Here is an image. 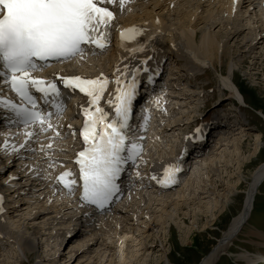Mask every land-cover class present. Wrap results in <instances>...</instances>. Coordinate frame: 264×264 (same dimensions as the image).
<instances>
[{"label": "bare ground", "instance_id": "bare-ground-1", "mask_svg": "<svg viewBox=\"0 0 264 264\" xmlns=\"http://www.w3.org/2000/svg\"><path fill=\"white\" fill-rule=\"evenodd\" d=\"M138 1L145 2L146 0H130V3L131 2H138ZM175 1L176 0H149L147 2H149V3L151 2L152 4H157V5L160 4L161 6H164V7L168 8L169 10H171L173 8L170 5L175 4ZM177 1H182V0H177ZM197 1L200 2L201 5H203V6H206V5L208 6V3L212 2L213 0H197ZM220 1L224 2V5H226V10L229 14L234 12L233 11V0H218L219 3H220ZM215 3H216V1H215ZM211 4L213 5L214 2ZM216 4L218 5V3H216ZM104 6H107L111 11H113V13H114V11L119 13V8L115 5V2L113 4L104 5ZM155 7H157V6H155ZM239 9H241V11H239V13L240 12L242 13L241 14L242 16L240 18H242L244 20L249 19V20H251V22H253L255 24V26L260 25L262 27V29H258V30H262V33H260L261 35H259V36H258L259 32L257 31V29H254V30H256V32H258L255 34L257 40H256L255 45L253 46V49H256L260 44L264 43V0H243V2H242V0H237L235 11L239 10ZM244 9H246V10H244ZM224 12H222V13H224ZM195 13H193V12L190 13L191 18L193 16H196ZM205 13H207V12L205 11ZM219 13L221 14V12H219ZM245 13H248L247 16L249 14L250 15L248 17H245L246 16ZM234 14H232V15H234ZM224 15H226V14H224ZM214 17H212L211 19H205V20H198V18L196 20H194L195 18H193V21H192V19H190V21H189L190 24L194 23L192 26H194L197 29L195 30V28H193L194 30H191V31L183 29V31L181 32L182 37L180 36L182 38V41L183 40L185 41V43H184L185 49L189 50L190 53L193 52L195 54L194 56L202 64L201 65L202 67L206 66L205 63H206L207 58L206 59L205 58L204 59L199 58L198 55L196 54V51H197L196 47L197 46L194 47V45H196V43L199 39V36L201 34V31H202L200 28L198 29V27H202V25L208 24L210 27L213 26V27L217 28L218 26L223 24L222 21H218L217 19H214ZM235 17H236V15H235ZM235 17L233 16L234 19H235ZM114 18H116V13H114ZM164 18L160 17L158 14H153L145 24L139 25V27L144 28V29H148V30L155 29L156 30L154 33H152L151 40L147 42V47H149V45L152 46V43H154V41L157 37V34L163 33V31L166 30V28H167L166 27V21L167 20L165 21ZM231 18H232V16H231ZM157 19L159 20V23L156 22ZM135 20H137V19H135ZM135 20H131L130 18H129V20H124V21L118 20V24H120V26H125V27L138 26V25H133ZM236 20H237L236 21V23H237L238 19H236ZM248 27L249 26H247V28H244V27L240 28V26H239V27H236L234 29V31L232 32L233 33L232 39L236 38L237 46L239 48H243V46H245L242 38L240 37L244 31L242 29H248ZM253 27H254V25H253ZM251 29L253 31V28H251ZM214 35L211 34V36H209V38L207 40L202 41V43L206 44V46L204 45L206 48L203 47V50L205 48L207 51V53L206 52L205 53L208 54V56L211 57L212 60L216 61L217 56H218L217 53L219 50L218 49L219 43H218V39H216L217 37ZM146 41H147V36L137 37L138 43H145ZM226 43H228V42H226ZM135 46H136L135 43L131 42L129 44L128 48H133ZM128 48L123 47V48H120V50L122 51V53H124V54L126 53V55L129 58H132L131 59V60H133L132 64H131L132 66L133 65L135 66V64H137L138 58L145 59L146 57H150L152 52H153L151 50L152 48L150 50L147 49V51L144 53L132 52V51H129ZM227 49H228V46H226V45L223 46V52L221 53L223 55H222V57L220 56L221 60H222L221 62H223V61L227 62L228 61L227 60V55H228ZM220 50H221V48H220ZM199 51H201V50H199ZM88 52L91 56H93V57H90V59H93L94 57L97 59L99 58L98 62H100V59H102V57L104 56V50L101 51V50L97 49V50H95V54H93L92 49H90ZM205 53L203 52V54H204L203 57L207 56V55H205ZM128 57H126V58H128ZM135 57L137 58V60ZM178 57L180 58L181 56L177 54L176 58H178ZM78 58L83 60V62H82L83 67L85 66V64H88V62H86V59H84V58L82 59L80 57H78ZM119 58L122 59L121 57H119ZM256 58L258 59V57H256ZM91 61H89V62L92 64ZM214 61H213V63L211 61L213 66L215 65ZM130 63H131V61H130ZM101 64H103V63H101ZM101 64H100V66H101ZM62 66H65V68H64V71H60L61 74L69 73V74L78 75V72H76V69H71L72 66H70V64L65 63V64H62ZM89 67H90V65H89ZM105 67H106V65H105ZM175 70H178L179 73L182 74L180 68H176ZM74 72H76V73H74ZM100 72H103V70H100ZM103 73H105V72H103ZM221 74H223L222 76L226 80L225 81L226 85L230 89L234 90L237 97H240L241 101L245 102V97L243 95H241L242 93L239 89V86L237 85V82H236L234 76H228L224 69H222ZM234 74H235V72H234ZM86 75L90 76L88 74H86ZM91 76H93V75H91ZM182 76H183V74H182ZM121 77L123 78V76H121ZM174 88H176V87H174ZM198 89H202V88L200 87ZM175 90H177V93L181 97H183V98L185 97V99H188L189 97L195 99L197 97V93L201 92V90H198V92H197L195 90L193 91L190 88H185V87H183V88L179 87V88H176ZM172 97L174 99L178 98V96L174 97V95ZM107 100H109V99H107ZM221 100H223V99H221ZM223 102L225 103V101H223ZM224 103H222V105ZM220 105H218V106H220ZM218 106H216L215 108H218ZM106 107H107V105H106ZM178 107H180V106H178ZM178 107H176V106L172 107V112L176 109L177 110L180 109ZM182 107H184V106H182ZM113 108H114V106L109 104V108L107 110H105V111H110L109 113H111L109 115L108 122L114 116ZM215 108H213V109H215ZM71 115H73L74 117H72V118L70 117L71 120L68 118V120H66L68 123L67 122L64 123V121L62 122L63 124H65V126L63 125V127H64L63 131H61L62 134L59 137L54 138L56 140V142H58L57 144H60V145H57V147H59V149L52 147V150L49 151L47 156H46L45 153L40 150V148H41V145L47 146L49 143H51L48 140H46L51 136H50V134H45V135L40 134L39 136L35 137V139L37 138L36 140H34L33 138L31 139L30 147H31V149H33L32 151H29L27 149L19 150V148H17L19 150V156L17 155V153L14 156H13V154L11 155V157L13 156V158H12L13 164H11V166H9V168L6 169V172H12V174H14V172L17 170V168L22 167L21 169L23 170V172L26 173L24 175L27 176V178L29 180H31V181H29V184L32 187H29L30 192H25L24 194H19L20 197H22V196L23 197L20 199V201L15 206L16 209L14 211V214H15V212L18 214L15 216L13 215V217L11 216L12 219L10 220L9 225H8V227L10 229L9 235L10 234L13 235L14 238L6 237V239H5V238L0 237V264H16L15 263V260H16L15 257L16 256H14V258H13V254L15 253L19 257V254H17V249L24 253V252H26L27 249L32 250L35 248V243L32 241V239H30L28 236L25 235L26 232H24V230H23L25 225H27V224H30L32 226V228H34V230H33L34 233L39 235L38 237L41 240L40 244H42L40 246V249L43 248V251L41 253V258L43 257L42 262H44V264H56L58 260H59V264L62 263V262H60V260H61L60 254H59L60 252H58L57 250L61 249L62 246H64V245L70 246L71 249L68 252L70 254L69 255L70 257L72 255V253H74L73 260L71 262L65 261L66 264H140V262L143 260L142 257L144 255L146 257V251L150 250V252H152V250H156V248H155L156 245L153 244L151 239H150V233H149L150 226H146L147 229L146 228H144L142 230L138 229L139 231L137 230L136 232H139V233H134V232L131 233V231H135L136 229L132 230V226L130 225L131 223L129 221H133V220L135 221L137 219V222L141 223L143 221L141 219L144 218V214H143L144 212H140V211L138 212L136 210V209H138V207L137 206H136L137 208L135 207L136 204L134 202L136 200L134 201V199L138 198V195H141V200L142 199L146 200V197H148L147 198L148 202H150L151 205L149 207L147 206V209L148 210L151 209V210H153L152 212L159 213V215L157 213H156L157 214L156 216L154 215L155 218H153V220H154L155 226L158 225V227L161 229L164 227L162 225H164L163 215L166 214V213L163 214L166 211L165 208H167L171 205L170 207L173 208V210H174L172 212L175 214V216L177 215V217L175 218L172 214L171 215L175 219H179V221H178L179 223L181 221L182 223L185 224V222L187 221L186 216H188L189 213L188 212L183 213V212H181V210L183 207H187V206L189 207V205L194 206L197 199H199V201L201 203H200V205L195 204V205H198V206H196V209L198 208V210L200 212H203L202 214H207L208 212H210V214L213 217L214 216L218 217V218L221 217L220 212H222L223 209L225 208L224 203H223L224 201L222 202L219 200V198L212 197V194L214 195V184L215 183L210 178V172L212 170H213L212 172H219L220 168L222 169L223 166H225V168L227 170L230 167L233 168L235 166V164H234L235 159L238 157V156H236V155H238L236 152L239 153V156H240V154H243V152H244L243 143L245 141H242V142L239 141L238 142V138H234V136L238 135V134H239V136H241L240 132L237 134L235 133L236 130H238L236 127L228 128L220 136V138L217 139L219 141L216 140L213 145L210 144L209 142L208 143L205 142L206 144H204L202 141L200 146L196 147V151L194 152V154L191 158L188 157L185 160H183L182 158H181L182 160L180 159L179 163H181L182 169H184V167L186 166V162H189L190 160H191V164L197 163V165H198L199 161H202L205 164H207L206 165L207 169H208V167H209V169L206 171H205V169H203L204 172H203V170H201L202 173L200 172L199 179H198V177H195V179H194V177L188 179V177L185 176V177H183V181L174 187H171V188L162 187L159 183H157L156 180L152 179L151 177L153 175H156L157 177H161V176L163 177V169L171 163H168L167 161H162L164 163H160V160L154 158V159H152V161L153 160L154 161L151 164V167L142 168L140 162L137 161L135 163L134 167L132 169H129L126 172V175L131 177L132 183L130 184V186H128L126 188V191L123 194L124 198H121L119 203L112 205L109 210L102 212V213L101 212L98 213V212L90 210L88 207L83 205L79 199L78 194H76V193L68 194L66 191H64L60 187V184H56L54 181L55 176L59 175L65 169L72 168L74 166V163L72 161L75 157L74 151L76 149L80 148L82 145L81 142L79 141V139H82V137L80 135H79V139H78L76 133H75V135H73V134H70L69 132L65 131L67 129L68 124L71 125V127L76 125L72 121V119L77 118L78 124L81 123V121L78 120V114L76 112L74 113V111H71ZM167 118H169V117H167ZM161 122L162 123L159 125V127H154L155 129H153V126H152V129L150 128V130H153V131L148 132V133L151 132V135L153 137V141H155V143L156 142L160 143V142L164 141L166 138V135L169 133V131H173V132L176 131L177 129H179L178 127L181 126V123H182V121L177 120L175 116H172L171 119L169 118L165 122L162 119ZM191 122H192V124L196 123L197 119L194 118V119L190 120L189 123H191ZM58 124L60 126V120L58 121ZM240 127H241V129H240L241 133H245L244 135H246V129H247L246 126L241 125ZM82 128L83 127L81 125V129ZM53 132L54 131H52L51 134H54ZM6 133L8 134L9 132H6ZM1 134H4V133H1ZM21 137H22L21 143H23L24 142V136H21ZM187 137L188 136H185L184 140L187 139ZM159 138L161 140H159ZM60 139H62V140H60ZM57 140H59V141H57ZM78 144H79V146H78ZM225 144H226V146H229V149L231 148L230 146L235 145L234 148L236 149V151L230 152L231 153L230 154V162L231 163L228 162L230 165H226V164L224 165L223 164V162L227 163V160H225V161L219 160L221 158V156L218 154V152H220V150H221V152L223 151L222 147H224ZM204 147H206V148L209 147L210 152L204 151ZM197 148H199L198 151H197ZM12 150L10 151L8 149L5 152L9 153V152H12ZM263 150L264 149H260L258 152L256 151V153H254L253 156L243 157L242 160L244 162H242L240 167H238L239 169L237 168L239 171V172L237 171L238 174H231L230 178L232 179L234 177L241 176V174H243L245 172V169L250 168V166L252 165L253 157L261 154L263 152ZM221 152H220V154H221ZM175 153H176L175 159L179 158L180 156H183V154H184V152H181V150H179V151L177 150ZM223 153H224V151H223ZM224 155L227 157L226 154H224ZM49 156L52 157V159H54L56 161V163H60L59 166L58 165L55 166V168H56L55 171L52 170V168H51V172L49 174L53 175L52 178L46 177V175H44V173L42 172V169H44L45 167H48V157ZM206 156H209V157H206ZM246 159H248V160H246ZM16 161L17 162L20 161L22 164L18 165V164H16ZM31 161H32V163H30ZM172 162H174V161H172ZM27 163H29L28 166L24 167L25 164H27ZM199 163H201V162H199ZM204 163H202V164H204ZM238 163L239 164L241 163L240 160L238 161ZM32 166H36V167H34V168H36V171H34ZM190 168L191 167L189 166L187 173L190 171ZM203 168H205V167H203ZM29 170H31V172L34 171L38 174L33 176L34 174L28 173ZM40 171H41V174H39ZM137 173H139V175H137ZM8 174L9 173H7L5 176H8ZM192 176H195V175L193 174ZM243 176H244V174H243ZM17 177H19L17 179V181H20V179L23 178L21 176V174H17ZM207 178H209V180H208L209 182H206L205 179H207ZM237 181H239V180H237ZM34 182H36V184ZM263 182H264V163L260 164L252 172L251 179L249 182V186H248V189L246 191V199H245V202H244V205H243L241 211L232 218L230 225L223 232L218 243L215 245V247L212 249V251L209 254H207L201 260V262L199 264H214L217 261V259L223 253L230 250V245L234 242L235 239L238 238L239 234L241 232H243V229H244L246 223L248 222V220L251 216L257 190L259 189V187L261 186V184ZM27 183H28V181H27ZM208 183L210 184V187L207 189V186L209 185ZM241 183H242V181L239 183V185H241ZM54 184H55V186H53ZM182 184H184L185 186L180 188V186ZM14 185L15 184L13 182H11L10 186L12 188H9L10 191H12L14 189V187H15ZM235 185H237V184L230 183L229 184V188H230L229 191L224 193L223 196L221 195V198H227V196L230 194L229 192L231 191V189L235 188ZM35 186H39L38 190H41L39 195H43L41 198L37 197L38 196L37 195L38 190H36L37 188ZM192 187H194V190H192ZM22 189L24 191V188H22ZM143 189H145L146 192H148L151 189L149 191L150 192L149 196H148V194L146 196V194L143 193V191H144ZM190 189H191V191H190ZM20 190H21L20 188H17L15 190V193L20 191ZM136 193H137V195H136ZM9 196L13 198L14 194H9ZM230 199H231V197H230ZM204 200H207V201L204 202ZM13 201H15V199H13ZM137 202H138V200H137ZM192 202L194 204H192ZM11 203L12 202H10L9 205H11ZM143 204H144V200H143ZM154 205H155V207H154ZM25 206H26V208H25ZM141 207H143V205ZM144 207H146V206H144ZM147 209H144L143 211H147ZM68 210H70V211H68ZM216 211H218V212H216ZM135 212H138L136 214L137 218L133 217V216H135ZM167 213H169V212L167 211ZM181 213H183L182 214L183 216H181ZM139 215H141V216H139ZM145 217H147V216H145ZM151 219L152 218H150L149 220H151ZM1 222H2V220H1ZM143 222L145 224L147 223L145 221H143ZM195 223H196V221H195ZM198 223H200V221H198ZM138 224H137V226H138ZM182 226H183V224H182ZM172 228H173V225L170 224L168 226V229H172ZM51 230L52 231L55 230L57 235H55V232H53L54 235H52L53 233L51 232ZM137 234L144 235L145 241H141L142 238L138 239L137 236H139V235H137ZM187 234H188V232L184 230L183 238L186 240L191 239L192 236H190L188 238ZM251 234L259 237V240H257L256 243H258L259 245H264V234L263 233L251 232ZM105 237H107V240L109 239L108 242H106ZM157 238L160 239V236H158ZM61 242H63V243H61ZM52 250H54V251H52ZM63 253H64V250H63ZM152 255H153V253H151V257L148 259L146 264H150L149 262H150V259H152ZM58 256H59V259H57ZM262 256L263 255H261V254L258 256H255V257H250L248 255H240V257L243 258L248 264H256L262 258ZM167 259H168L167 262L164 264H174L173 260L168 255H167ZM165 260H166V258H165ZM144 261H146V260H144Z\"/></svg>", "mask_w": 264, "mask_h": 264}, {"label": "rangeland", "instance_id": "rangeland-1", "mask_svg": "<svg viewBox=\"0 0 264 264\" xmlns=\"http://www.w3.org/2000/svg\"><path fill=\"white\" fill-rule=\"evenodd\" d=\"M147 1H149V0H146L145 2H140V1L131 2V3L129 2V3L125 4V7L123 9H121L119 6V0H114L115 5L119 8V19L123 20V21L129 20V18L131 20L137 19L134 21L133 25L139 26V25L145 24L153 14H158L160 17H163V18L165 17L164 18L165 21L167 20L166 21V27H167L166 30H164L163 33L157 34V37H156L154 43H152V46L149 45V47H147V49L150 50L152 48L151 49L153 51L152 53L160 52V54H162L163 52H166L168 54V56H170V53H168V52L172 51V49H175L177 52H179L182 55V57L184 58V61L188 65H190L191 67L197 68V70H199L198 72L201 74V76L197 80H191L190 84L185 83L183 85V87L190 88L191 90H193V91L195 90L197 92H198V90H200L198 88L204 87V89H205L204 91L206 94L204 99L209 98L211 100H210V102L205 103L206 105L204 106V99H200L198 97H196L195 99H193L191 97H189L188 99H185V97L183 98L179 95L178 98L174 99L172 96L174 95V97H175L178 94L175 91H170L169 89L157 91L155 97L160 96L162 98L160 100L159 106H157V104L154 102L152 105L153 108H152L151 112H152V116L154 117L153 122L155 123V125L153 126V129H155L154 127H159V125L162 123L161 122L162 119L165 122L169 118L171 119L172 116H175L177 120H181L182 123H181V126L178 127L179 129H177L176 131H174V132L169 131V133L166 135V138H165L166 141L164 140L160 143L159 142L155 143V141H153L152 135L150 137V135L148 134L149 137L147 139H145V148H147V150L144 153L145 154L144 157H146L147 159L144 161L143 168L151 167V164L154 161V160L152 161V159H154V158L160 160V163H164L162 161H167L168 163H173L172 161H174V162L179 161L180 162L181 158L183 160H185L190 156V155L188 157L184 156V158L180 156L179 158L175 159V155H176L175 152L177 150L178 151L182 150L181 148H183L184 137L186 136L187 133L192 131L193 124H192V122L189 123L190 120L196 118L197 119L196 123H198V124H200V122H201V124L207 123L208 125H211L213 123L211 120L209 121V119L211 117L210 114L213 110L216 109L215 107L221 104L220 106H218V108H219V107L224 106L225 104L227 105L229 102H231L229 97H224L223 100L220 101L222 88H224V86L226 85V82H225L226 80L221 74L222 69H224L226 71V74L228 76H234V78L237 82V85H239L240 88L242 89V91L244 92L245 99H246L247 104H248L247 109L245 111V116H246L245 122L246 123L244 124L247 128L246 129V135H244L245 133H241L240 129H238V130H236L235 133L237 134L240 132L241 136H239V134L235 135L236 137L234 136V138H238V142L239 141H241V142L245 141L243 143V148H244L243 154L244 155L240 154V156H239V153L236 152L238 154L236 156H238V157L235 159V162H234L235 166L233 168L230 167L227 170L225 168V166H223L222 169L220 168L219 172H212L213 170L210 172V178L215 183L214 184V195L212 194V197H217V198H219L220 201H222V202L224 201L223 203H224L225 208L223 209L222 212H220V214H221L220 218L215 217V216L213 217L210 214V212H208L207 214H202L203 212H200L198 210V208L196 209V206L200 205V203H201L199 201V199H197L195 204H198V205H195L192 202V204H194V206L189 205V207H188L186 205L188 208L183 207L181 210V212H183V213H187V212L189 213V215L186 216L187 221L185 222V224L182 223L181 221H180V223H181L180 224L178 222L179 219H175L177 217V215L175 216V214L172 212L174 210H173V208L170 207L171 205L169 207L165 208L166 211L163 214H165V213L166 214L163 215L164 225H162V226H164V227L162 228L163 229L162 230L161 228L158 227V225L155 226V223L153 220V218H155V216L157 214L159 215V213L156 212L157 213L156 214L155 212H152L153 210L147 209V206L149 207L151 205V203L148 202V199H147L148 197H146V200L145 199L141 200V195H138V198L135 197L136 199H134V201L136 200L134 202L136 204L135 207L137 206L138 209L139 208L141 209V210L140 209L139 210L136 209V210L138 212L139 211L144 212L143 213L144 218L141 220H143L147 223L145 224L143 221L141 223L137 222V219L135 221L134 220L129 221L131 223L130 225L132 226V230L136 229L135 231H131V233H133V232L139 233V232H136L138 229L142 230V229L146 228V226H150V231H149L150 239H151L152 243L156 245V247H155L156 250H152V252H150V250L146 251V257H145V255L142 257L143 260L140 262V264H146L148 259L151 257V253H153V255H152V259H150V262H149L150 264H159V263L164 264V263H166L168 260L167 255L173 260L174 264H199L201 262V260L207 254H209L212 251V249L215 247V245L218 243L223 232L230 225L232 218L241 211V209L244 205L245 199H246V191H247L248 186H249V182L251 179L252 172L260 164L264 163V150H263V152L261 154L253 157V163L250 166V168L245 169V172L243 173L244 176H243V174H241V176H239V177H234L232 179L230 178L231 174H238V172H239L238 167H240L242 162H244L242 160L243 157L253 156V154L256 153V151L258 152L260 149H264V43L260 44L256 49H253V46L255 45L256 40H257L255 34L259 32L258 36L261 35L260 33H262V30H258V29H262V27L260 25L255 26V24L253 22H251V20H249V19L244 20V19L240 18L242 16L241 15L242 13L241 12L239 13V11H241V9L236 10L233 13L229 14L226 10V5H224V2L220 1V3H219L218 0H213L212 2L208 3V6L207 5L206 6L201 5V3L198 2L197 0H182V1L176 0L175 4L170 5L173 8L171 10H169L168 8H166L164 6H161L160 4L159 5L152 4L151 2L149 3ZM215 1H216V3H218V5L215 3ZM213 2H214V4L212 5L211 3H213ZM155 6H157V7H155ZM244 10H246V9H244ZM205 11L207 13H205ZM192 12L193 13L196 12L195 13L196 16H193L191 18L190 13H192ZM219 12H221V14ZM222 12H224V13H222ZM248 13H245L246 14L245 17H248L250 15L249 14L247 16ZM224 14H226V15H224ZM232 14H234V15H232ZM227 15L228 16L230 15V16L228 17ZM235 15L237 18L235 17ZM231 16H232V18H231ZM233 16L235 17V19L233 18ZM212 17H214V19H217L218 21H222L223 24L218 26L217 28H215L213 26L210 27L208 24L202 25V27H198V29L200 28L202 31H201V34H200L199 39L197 41L198 44L196 43V45H194V47L197 46L196 47L197 51L196 50L195 51H196V54L198 55L199 58H201V59L207 58L206 63L208 62L207 64L205 63L206 66L202 67L201 66L202 64L194 56L195 54L193 52L190 53L189 50L185 49V47H184L185 41L184 40H183L184 42L182 41L181 32L183 31V29L188 30V31L194 30L193 28H195V27L192 26L194 23L190 24V22H189L190 19H192V21H193V18H195L194 20H196L197 18H198V20H205V19H211ZM236 19H238V22H237L238 24L236 23V21H237ZM253 25L255 28L253 27ZM239 26H240V28H243V27L247 28V26H249L248 29H242L244 31H243L242 35L240 36L242 38L244 44H245V46H243V48H239L237 46L236 38L232 39V36H233L232 32L234 31V29L236 27H239ZM251 28H253V31ZM196 29L197 28H195V30ZM254 29H257L258 32H256V30H254ZM211 34H213V35L215 34L214 36L217 37L216 39H218V43L220 45V46L218 45L219 50H218L217 55L219 57L217 56L216 61L212 60L211 57H209L208 54H206L207 53V51L205 49L206 44L202 43V41L207 40L209 38V36H211ZM226 42H228V43H226ZM222 45L228 46V49H227L228 50V55H227L228 61L227 62L226 61L221 62L222 61L221 57L223 55V54H221L223 52V46ZM203 47H205L204 50H203ZM220 48H221V50H220ZM199 50H201V51H199ZM203 52L204 53L206 52L205 53V55H207L206 57H203L204 56ZM90 57H93V56H89V55L84 56V58L86 59V62H88V64H85L84 67L82 66L83 60H77V61L74 60V61H71V63H67V64H70V66H72L71 69H76L79 72L82 71L83 73H94L95 75H99L101 73V74H105V75H110L111 78H115L114 76L112 77V74H113V72H116L117 68L123 69V67L125 65H128V64H130V61L131 62L133 61V60H131L132 58H129L126 55V53L125 54L122 53V51H120L119 49H117L116 47H113V46H110L106 50V52L104 53V56L102 57V59H100V62H98L99 58L97 59L94 57L93 59H90ZM119 57H121L122 59H120ZM126 57H128V58H126ZM256 57H258V59ZM138 59H140V58H138ZM89 61H91L92 64ZM211 61H212V63L214 61V63H215L214 66L212 65ZM101 63H103V64H101ZM100 64H101V66H100ZM89 65H90V67H89ZM105 65H106V67H105ZM58 67H61L63 69L65 68V66H60V65H58L54 68H58ZM100 70H103V72H105V73L100 72ZM234 72H235V74H234ZM113 85H114V83H113ZM111 93H112V86L100 100V102H101L100 106L104 110H105V108H107L106 105H108V103L105 102V99L107 96L109 97L111 95ZM72 100L74 102L81 104V105L86 104L88 102L86 99H84L78 95H74V98ZM223 101H225V103ZM222 103H224V104L222 105ZM174 106H176V107L180 106V107H178L180 109H178V110L176 109L172 112V107H174ZM182 106H184V107H182ZM213 108H215V109H213ZM70 117L72 118V115L68 114L65 117V120H68V118L70 119ZM167 117H169V118H167ZM72 121L76 125H78L77 118L72 119ZM76 125L70 129H66V131L67 132H73L74 129H76V127H77ZM159 140H161V139L159 138ZM217 141H219V140H217ZM56 143L57 142H55V145H56ZM195 143H196L195 141L190 139V142L188 145L189 151H190V145H193ZM210 144L213 145V143H210ZM230 147L231 148L229 149V146H226V144L224 145V147H222L224 153H223V151L221 152V150H220L221 154H220V152H218V154L222 158V159L220 158L219 160H221V161L227 160V163L228 162L231 163L230 162V154H231L230 152H234V151H236V149L234 148L235 145L230 146ZM204 151L208 152L209 147L208 148L204 147ZM224 154H226L227 157ZM206 157H209V156H206ZM239 160L241 162L240 164L238 163ZM246 160H248V159H246ZM199 162H201V163H199ZM199 162H198V165H197V163H194L192 165L187 164V166L188 165L191 166L190 171L188 172V175H187L188 179L193 178V177H194V179H195V177H198V179H199V177H200L199 174H200V172L202 173L201 170L205 169V171H206L209 169V167L207 169V166H206L207 164H205L202 161H199ZM202 163H204V164H202ZM227 163L223 162L224 165L225 164L230 165L229 163L228 164ZM57 165L59 166L60 163L55 164V166H57ZM180 165H181V163H180ZM55 166L52 168V170H54V171L56 170ZM33 167H35V166H33ZM203 167H205V168H203ZM33 169H35L34 171H36V168H33ZM34 171L31 172V170H29L28 173L34 174L33 176H35L36 172H34ZM42 172L48 178L53 177V175L49 174L51 172V168H49V167H45L44 169H42ZM203 172H204V170H203ZM24 174H26V173L21 171V176L23 178L20 179V181H16V183H17V186L22 185L23 183H26L25 185H23L24 193H25V192H30L29 187H32V186L29 184V181H31V180H29L27 178V176H25ZM39 174H41V172ZM193 174L195 176H192ZM205 180H206V182H209L208 181L209 178H207ZM237 180H239V181H237ZM27 181H28V183H27ZM241 181H242V183H241V185H239V183ZM34 183L36 184V182H34ZM230 183H232V184L235 183L237 185H235V188L231 189V191L229 192L230 194L227 196V198H221V195L223 196L224 193L229 191V189H230L229 184ZM184 186L185 185L182 184L180 186V188H182ZM35 187L37 188L36 190H38L39 186H35ZM209 187H210V184L207 186V189ZM143 190H142L143 193H145L146 196H147V194L149 196L150 190L148 192H146L145 189H143ZM192 190H194V187H192ZM190 191H191V189H190ZM40 192H41V190L37 191V195H38L37 197L38 198H41L43 196V195H39ZM24 193H21V194H24ZM136 195H137V193H136ZM230 197H231V199H230ZM137 200H138V202H137ZM143 200H144V204H143ZM205 201H207V200H204V202ZM141 204L143 205V207H141L142 206ZM26 206H25V208H26ZM144 206H146V207H144ZM154 207H155V205H154ZM144 209H147V211H143ZM68 211H70V210H68ZM167 211L169 213H167ZM138 212H135V216H133L134 218H137L136 214ZM216 212H218V211H216ZM183 213H181V216H183L182 215ZM15 214L13 212L6 211V210H3V212H0V234L2 236H3V234L4 235L6 234L5 235L6 237L14 238L13 235H11V234L9 235L10 229H9L8 225H9V222L12 219L13 215L15 216ZM139 216H141V215H139ZM145 216H147V217H145ZM148 218L149 219L152 218V219L149 220ZM1 220H2V222H1ZM195 221H196V223H195ZM198 221H200V223H198ZM136 223L137 224L139 223L138 226ZM170 224L173 225L172 229H168V226ZM182 224H183V226H182ZM23 230H24V232H26L25 235L28 236L30 239H32V241L35 243V248L32 250L27 249L26 252H24V253L17 249V254H19V257L15 253L13 254V258H14V256H16L15 257L16 258L15 263L16 264H44V262H42V258H41V253L43 251V248L40 249V246L42 244H40L41 240L38 237L39 235L34 233V231H33L34 228H32V226L30 224L25 225ZM184 230L188 232V234H187L188 238L190 236H192L191 239L186 240L183 238ZM51 232L52 233L55 232V235H57L55 230H53V231L51 230ZM251 232H258V233L261 232L264 234V182L261 184V186L257 190L255 201L253 204V210H252V213H251V216H250L248 222L246 223V225L243 229V232H241L239 234L238 238L235 239L234 242L230 245V250L223 253L217 259V261L214 264H248L243 258L240 257V255H248L250 257H255V256H258L260 254L264 255V245H259L258 243H256V241L259 240V237L251 234ZM52 235H54V233ZM137 235H139V236H137L138 239L142 238L141 241H145L144 235H140V234H137ZM158 236H160V239L157 238ZM105 239H106V242L109 241V239L107 240V237H105ZM61 243H63V242H61ZM70 249H71L70 246L64 245V246H62L61 249L57 250L58 252H60L59 253L60 259H61L60 262H62L60 264H66L65 261L71 262L73 260L74 253H72L71 257L69 256L70 254L68 253ZM63 250H64V253H63ZM52 251H54V250H52ZM165 258H166V260H165ZM39 259L41 260L40 262L38 261ZM57 259H59V256L57 257ZM144 260H146V261H144ZM56 264H59V260L57 261ZM261 264H263V263H261Z\"/></svg>", "mask_w": 264, "mask_h": 264}, {"label": "snow or ice", "instance_id": "snow-or-ice-1", "mask_svg": "<svg viewBox=\"0 0 264 264\" xmlns=\"http://www.w3.org/2000/svg\"><path fill=\"white\" fill-rule=\"evenodd\" d=\"M130 0H119L121 9ZM114 0H0V80L2 88H7L19 98V103L13 97H5L0 91V109L11 114L10 121L23 125L24 142L19 144V150L30 147L31 138L41 132L54 131L51 141L59 137L60 133L53 129L51 118L53 113L46 112L51 105L55 115L59 116L64 108L60 102L59 84L64 88L79 90L88 97L89 108H84V125L80 130L85 147L76 158L79 165V180L82 181L79 199L98 210H105L110 206L116 195L121 191L117 181L124 171V164L131 160L133 164L143 151L142 144L132 140L126 144V130L129 128V116L133 111V102L138 91L137 73L139 68L129 72L128 65L123 71L116 69L115 97L110 96L108 104L114 105L115 115L108 122V113L99 103L110 81L103 74L96 78L84 79L80 76L59 77L58 82L46 81L33 76L49 65V62H62L77 57H83L86 49L103 50L111 41V27L114 23V13L107 6ZM237 0H233L235 11ZM159 23V20L156 21ZM156 30H148L139 26L122 29L119 32L121 44L128 48L126 42L135 43V47L128 48L132 52L147 51V42ZM147 36L145 43H138L137 37ZM146 57L140 63L145 65L143 71L147 73L148 61ZM131 75V79L127 77ZM121 76L124 79H121ZM152 80V76H148ZM43 101V105L38 104ZM154 103L159 106L160 98ZM94 108V111L92 110ZM142 127L146 130L148 117L144 118ZM38 127L39 131L33 130ZM71 128V125L68 126ZM75 135V131H73ZM8 140L3 141L5 150ZM13 150H17L13 146ZM40 150L47 156L52 150V144L41 145ZM127 152V155L122 153ZM19 156V151L17 150ZM56 161L48 157V167L53 168ZM182 171L179 161L173 162L163 169V177L153 175L162 187L178 183V173ZM139 175V173H137ZM69 170L54 177L56 184L67 189L68 194L76 191L77 181ZM55 186V184L53 185ZM3 197H0V212Z\"/></svg>", "mask_w": 264, "mask_h": 264}]
</instances>
